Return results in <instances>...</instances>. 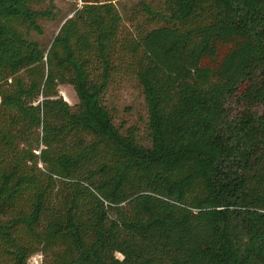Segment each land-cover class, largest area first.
Masks as SVG:
<instances>
[{
	"label": "trees",
	"instance_id": "1",
	"mask_svg": "<svg viewBox=\"0 0 264 264\" xmlns=\"http://www.w3.org/2000/svg\"><path fill=\"white\" fill-rule=\"evenodd\" d=\"M33 2L0 0V264H264V0H141L133 31L80 0L47 48ZM119 75L147 146L102 104Z\"/></svg>",
	"mask_w": 264,
	"mask_h": 264
},
{
	"label": "rangeland",
	"instance_id": "2",
	"mask_svg": "<svg viewBox=\"0 0 264 264\" xmlns=\"http://www.w3.org/2000/svg\"><path fill=\"white\" fill-rule=\"evenodd\" d=\"M118 7L123 15V27L133 31L135 21L133 11L141 0H120ZM32 7L37 10L51 9L55 13L54 19H40L37 24L41 32L17 24L22 35L39 43L41 48H47L63 22L72 16L74 10L80 7V0H35ZM142 21V17L139 16ZM59 95L70 106L77 104V97L73 87L69 84L58 86ZM102 104L108 110L115 126L121 130L131 129L136 133L139 142L149 145L148 137V108L142 86L133 76H116L102 96ZM118 257L121 255L117 254ZM49 260V255L40 251L30 256L27 264H41Z\"/></svg>",
	"mask_w": 264,
	"mask_h": 264
}]
</instances>
